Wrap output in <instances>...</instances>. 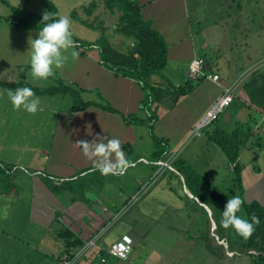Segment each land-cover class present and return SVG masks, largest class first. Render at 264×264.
Returning <instances> with one entry per match:
<instances>
[{"label": "rangeland", "instance_id": "rangeland-1", "mask_svg": "<svg viewBox=\"0 0 264 264\" xmlns=\"http://www.w3.org/2000/svg\"><path fill=\"white\" fill-rule=\"evenodd\" d=\"M6 1L11 6L21 10L25 9L40 15L47 12L41 0ZM51 1L54 3L59 15H67L70 17L72 21L71 29L73 32V40L77 46L76 50L79 52V57L76 60L69 58V61L63 67L56 69L55 74L47 80L34 81L30 76V66L28 64L27 51L30 48L28 37L31 35L33 38H36L38 29L25 30L22 28H13L11 25L7 24L3 18L12 17L13 13L9 7L0 0V80L8 83L22 82L39 88L57 85L59 81L68 83V79L70 78H79L81 81L77 84H86L85 82H89L84 81L87 77L85 75H79L83 73L87 67H93L98 61L100 36L102 35L101 26L104 27L105 38L113 44L117 50L125 52L129 48L131 42L130 38L124 36L117 30L121 14L120 10L116 8L112 11L107 9L103 0ZM93 1L97 3V7L91 13L87 14L84 7L88 6ZM205 2H208V5L205 7V12H203L205 17L198 18L199 22L192 21L194 32L193 42L200 47V49H198L199 54L207 56L209 60L218 58L219 67L216 70H219L221 67L223 70L220 72L221 78L225 76L226 71L230 81H232L233 77L236 75L242 73L240 77L242 78L247 73L254 70H258L264 74V0H230L228 3L229 7L228 9L226 8V11L224 0H199V5H205ZM73 11L76 12V18L72 16ZM227 11L232 15L231 18H226L225 12ZM210 22H214L211 28L205 29L203 34H196L197 28ZM179 24L180 23L176 24V26ZM184 34H186V32H184ZM183 38L185 37L183 36ZM188 42L189 39H184V44ZM173 53L174 52H172V58L170 57L168 64L161 70L164 77L158 79V83L165 87H168L170 83L176 87L186 82L188 70L187 62L186 60L177 61ZM231 58L237 66L236 69H233L229 73L227 70L224 71V67L225 69H227V67L223 66L222 63L225 62L226 59L231 60ZM206 71L213 72L212 66L209 65ZM103 72L105 71L103 70ZM10 76L14 77V82L8 81L7 78ZM188 79L191 78L188 77ZM119 81H122V83H119L118 86L124 88H128V86H130L129 83H132L129 78H119ZM97 83L107 96H109L114 105L101 99L99 97V95H101L100 92H98L99 90L83 92L82 99L86 101L107 102L114 108H116L115 106H119V110L123 112L124 116L130 117L131 123L124 122L122 116L118 113H111L95 106H90L80 112H73L71 110L72 98L68 94L39 96L41 100V110L35 114H29L23 110L14 109L7 100V88L0 86V163L3 168H5L7 164L16 165V170L9 174V176H0V195L2 192H6L3 187L5 184H9L10 186L8 194L3 193L0 200V230L9 229V233L7 232L5 235L0 234V260L3 257V251L8 250L11 253L9 257L10 260L12 257L14 261L17 260L19 256L18 253H20L22 257L20 264H53L54 260H50L48 253L50 254L52 252L56 255L57 250L62 248V239L64 244H66L63 229L58 219L61 215L55 213L52 218L53 224L48 229L45 227L51 214H53L50 208L54 206L60 209L62 208L61 206L65 205V201H62L64 199V196L61 194L62 192L54 195L52 201L49 200L53 192L52 189L47 187L46 181L48 184L60 185L62 183L63 188L69 187L76 189V187L81 185L78 184L79 177L77 175L66 177L78 174L81 169L84 168L89 167L88 169L91 170L93 167L94 169V160H89L84 156L82 148L78 144L79 141H91L97 135L107 138H118L121 141V149L126 159L134 160L140 154L145 155L150 158L146 160L149 165L151 164V166H146L148 171L151 172L154 170V167L160 166L164 168L166 172H173L177 180L173 182V185L175 187L178 186L181 193H184L183 184L178 174L175 173L177 171L173 167L172 162L177 157H182L183 150L188 143H186L188 138L183 139L178 136L181 132L180 126H182L184 118H186V110L189 107L187 104L188 100H184L182 104L177 106L178 109L175 108L172 113L168 114V109L172 105H169L170 101L167 100L160 103L158 105L159 112L156 114L160 120L157 119V117L156 120H152L150 116L154 104L151 108H147V106L142 108L140 106V100L138 101L139 96L141 99L145 96V90L140 84L133 83L130 91L132 96L129 102L130 109L129 107L126 109V107H120V105H118L120 103L124 104V99L127 98L122 92L118 89L115 90L114 85L111 86V90H106L105 88L108 87L109 82H106L104 76H100L97 79ZM210 83L211 85L206 84L207 86H204V89L207 90L206 98L212 92V89L216 90L215 87H213L214 85L216 86V84ZM82 84L81 86H83ZM209 86L212 88H208ZM235 105H237V98L232 100L230 106L228 105L225 107L221 115H226L228 112H231L232 107H235ZM195 107V112H200L202 109L201 105ZM162 116L164 117L161 118ZM137 119H143L144 121L142 123H137L135 122ZM221 119L222 117H220L219 121H221ZM217 121H213L209 127H212ZM154 122H156V124L153 126ZM149 124H152V129ZM196 126L188 130L189 134L192 133V135L195 136L206 131L207 126L199 130H197ZM213 128H215V126L212 127L211 130ZM171 130H173V133L171 136L169 135L168 144H162L165 149L162 156L163 159L152 161L150 152L154 150V136H164ZM211 130L206 131V133L211 132ZM226 130L231 131V128H227ZM250 149L251 148H248V153L246 152L243 155L241 163V165H246L247 170L245 171H247L248 174L250 170L248 162L250 161L252 165L257 161V155L254 154V152L259 154L260 162L264 161V145H253L252 151L254 152H250L251 154L249 153ZM112 159L114 160V156ZM152 165L155 166L152 167ZM203 167L204 165L199 168L203 169ZM216 169H218L217 174H215ZM42 172H45L47 175ZM131 172L132 168L130 167L129 173ZM205 172L207 174H210V172L213 173V178H215L213 181L218 184L217 186L221 189L223 194H225L224 203L212 207L213 216H211L215 220L218 228H220L224 206L229 197L233 196L234 188L230 182L233 174L231 172V167L220 164V160L216 157L209 163ZM21 174L28 176L19 177ZM48 174L55 177H49ZM97 174L99 176H97ZM227 174L228 177L226 178L225 176ZM113 177H115L113 174L102 175L100 172H97L96 175L93 173L86 176L84 182L87 187L89 184V187L95 186L93 182H100L101 185L105 186L107 184L109 186V184L113 183ZM16 182H18L19 188H16ZM86 191L89 193L87 194L88 197H91L90 191ZM75 194L78 195V192ZM84 197L87 198L86 196ZM84 197L83 199H85ZM187 199L192 200V197L187 196ZM188 206L191 207V210L194 209L192 205L189 204ZM104 207H106V205H104ZM121 211L112 210L113 214L117 212L120 213ZM104 212H106V210H104ZM238 214L243 215L247 219L243 209L242 213ZM162 217L171 219L174 224L182 226L185 224L184 221L186 220L175 215L173 211L170 212L168 210L162 214ZM20 219H22V221ZM196 220L200 223L202 222L199 219ZM200 223L196 224V226H199ZM114 228L119 230L120 226L117 222ZM187 228L190 233L198 232V230L195 231L192 226H188ZM49 231L51 236L55 235V237L62 238L61 241L55 237L49 238ZM213 231L215 233V230ZM34 233H41L46 237L42 243L44 249L40 250V245H38L37 248L39 250H33L31 247L36 245L35 242H33L32 245H25L22 242H13L12 240L18 239L19 237L21 239L25 235L27 236ZM235 233L237 232L235 231ZM151 237L156 239L157 235L153 233ZM151 241L154 242L153 240ZM13 244H19L22 250L12 249ZM205 245L207 249H218L213 245L210 239H205V241L197 240L192 243L191 246H188L189 250L187 251L191 250L196 253V255H202L206 250V248H204ZM23 246H27V249L23 248ZM182 246L185 247V244L179 243L178 246L177 244L174 245L173 249L171 248V250L167 252L164 260H172L173 256L177 255L179 251L182 250ZM29 249L32 250V252H28L31 253L30 255L27 253ZM136 249L141 251L140 244H137L135 240L133 241L132 239L131 251L128 258L126 260H117V264H142L140 257H138L137 260L133 259V261L129 263L130 257L132 258ZM64 250L65 249L60 251L61 253L58 257ZM138 252L139 251H136L134 254ZM154 260L151 259L152 262ZM191 260L192 258L185 256L180 259V262L181 264H189ZM89 261H91L92 264L97 263L96 259L93 258ZM54 264H56V262ZM75 264L85 263L83 260L80 262L78 260ZM152 264H154V262Z\"/></svg>", "mask_w": 264, "mask_h": 264}, {"label": "crops", "instance_id": "crops-1", "mask_svg": "<svg viewBox=\"0 0 264 264\" xmlns=\"http://www.w3.org/2000/svg\"><path fill=\"white\" fill-rule=\"evenodd\" d=\"M229 1L224 0L225 11L229 7ZM137 3L140 8L141 17L145 20L150 19L152 21V26L164 36V39L168 44L167 64L170 61V57L172 58V52H174L173 55L177 61L186 60L187 65L193 57L201 56L205 59L208 65L212 66V71L220 76L221 81L219 83H215L216 86H213L216 90L212 89V92L207 98V90L204 89V86H207L206 84L211 85L210 82H214L210 79L204 78L191 93L181 95L174 104L171 105L170 99L165 100L170 101L169 105H171L167 114L172 113L175 108L178 109L177 106L182 104L184 100H188L187 104L189 107L186 110V118H184V122L182 126H180L181 132L178 135L183 139L188 138L186 141V143H188L183 150L182 158H184L189 165L202 176L218 185L213 181L215 179L213 178V173L210 172V174H207L205 172L209 163L216 157L220 160V164L231 167V172L233 169V163L229 162L218 146L213 141L208 139L206 131L211 130L214 126L225 131H227V128H231V131L238 128L241 139V148L238 157V162L240 164L242 163L243 155L246 152L248 153V148H251L249 151L250 153L254 152L252 151L253 145H264V109H258L255 106L250 105L248 96L242 87L243 81L247 78L251 71L242 78H240L242 73L240 75H236L233 77L232 81H230V78L227 76L228 73L225 70L230 73L233 69H236L237 64H235L232 58L231 60L226 59L225 62L222 63V65L226 66L227 69L224 67L225 76L221 78L220 72L223 70L221 67L219 70H216L219 67L218 58L215 60H209L207 56L199 54L198 49H200V47L193 42L194 32L192 21L199 22L198 18L205 17L203 12H205V7L208 5V2H205V5H199V0H138ZM225 14L227 19L232 17L229 11L225 12ZM178 23L180 24L176 26ZM212 25H214V22L207 23L202 27L197 28L196 34H203L205 29L211 28ZM184 32H186L187 36ZM183 36L185 38H183ZM184 39H189V42L184 44ZM103 70L106 73L103 72ZM82 75L87 77L84 81H89L85 82L86 84L81 83L83 86H81V84H77L81 81L79 78H70L68 79V83H75L87 91L99 90L98 92L101 94L99 97L114 105L109 96H107L101 86L97 83V79L100 76H104L106 78V82H109L108 87L105 89L109 91L112 89L111 86L114 85L115 90L118 89L124 94V96L127 97L124 99V104L120 103L118 105H120V107H126V109L129 107V102L132 99L130 91L133 83H137L135 80L129 78L132 83H129L130 86H128V88L118 86L119 83H122V81H119V78L127 77L116 76L112 70L102 66L98 61L93 65V67H87L79 76ZM158 79H160L158 76H154L152 82H158ZM186 80H188L187 76ZM229 85H232L236 89L235 98H237V105L232 107V111L228 112L226 115H221L223 113L222 111L218 116L219 119L222 117L221 121L217 118L216 121H218L212 127L207 126L206 131L202 134L195 136H193L192 133L189 134L188 130L195 127L201 121L206 110L220 96L223 89ZM208 88H210V86ZM139 100L140 102L142 101L140 96L138 98V101ZM198 105H201L202 109L200 112H195V106ZM115 107L118 108H115L116 110L120 111L119 106ZM158 107L159 106H157L156 114L159 112ZM163 117L164 116L161 118ZM157 119L160 120L158 116ZM156 122H154L153 126ZM172 133L173 130L167 132V134H165L166 136L162 135L158 137L167 139L168 144V139ZM254 154L257 155V161L255 164L251 165L248 160L250 165L249 174L245 171L247 170L246 165H242L241 189H237L234 184L233 177L230 182L234 188L233 196H239L245 202L256 200L259 203L264 204V161L260 162L259 154L255 152ZM162 156L160 157L161 160L163 159ZM141 159L149 160L150 158L140 154L136 157V159L129 160L134 165L131 167L132 172L129 173V167L123 175H113L115 176L112 180L113 183L109 184V186L107 184L105 186L101 185L100 182H95L96 184L93 182L95 186L93 185L88 188L83 186L79 188L78 195L71 193L69 190L63 191L61 194L64 196L62 201H65V205L61 206L62 208L60 209L59 207L54 206L50 208L52 209L51 213L53 214H51L45 228L48 229L53 224L52 218L55 213L61 215V217L58 218L61 228L63 230L68 229L71 236H74L77 239L76 242L70 244L69 248L70 252L74 253L73 255H76L77 259L75 263L78 260L79 262L83 260L85 264H92V262L89 261L90 259H96L95 255L98 252L101 251L103 253L112 242L117 240L121 234L125 233L128 234L133 241L135 240L137 244H140L141 248V251L137 249L134 251V253L136 251L139 252L137 254L133 253L132 258L130 257L129 263L132 262L133 259L137 260L138 257H140L142 264H152L153 262L154 264H181L180 259L185 256H189L192 258L189 264H252V257L249 254L241 252L236 245L235 247H232V250L229 248V242L234 244V242L238 243L244 241L245 238L235 233V231L231 228L226 229L222 225L218 228L212 217L213 214L209 217L207 211L205 210L207 215L204 214L201 209L197 208L192 200L187 199L185 196L184 198H181L180 195H182V193L178 189V186L175 187L173 185V182L177 181L173 172H166L164 168H161L160 166L154 167V170L150 172L146 166H151V164L149 165V163L143 162ZM203 165V169L199 168ZM15 166L16 165L14 164L12 170L16 169ZM153 166L155 165H152V167ZM88 168L81 169V171ZM81 171L78 174L66 177H73L77 175L79 177L78 184H82L79 181L88 174L87 172L96 173L93 167L91 170ZM215 171V174H217L218 169ZM42 173L47 175L45 172ZM175 173L180 177L181 174L178 171ZM21 176L24 177L28 175L21 174L19 177ZM48 176L55 177L51 174H48ZM97 176L99 175L97 174ZM225 177L227 178L228 174ZM15 184L16 188H19L18 182ZM86 190L90 191V196L92 198L88 197L87 194L89 193ZM3 193L8 194V191L2 192V194ZM54 195L56 194L52 193V197H50L49 200L52 201L54 199ZM83 197L85 199H83ZM197 202L201 207H203L199 201ZM189 204L194 207L193 210H191V207L188 206ZM104 205H106V207H104ZM104 210H106V212H104ZM112 210L122 211L120 213H114V215ZM167 210L170 212L173 211L175 215L186 219L184 221L185 224L183 226L174 224L171 219L163 218L162 214ZM211 213H213L212 210ZM196 219H199L202 222L200 223ZM211 219L214 221L213 225L211 224ZM20 220L22 221V219ZM116 222L120 226L119 230L114 228ZM198 223H200L199 226H196ZM188 226H192L194 230H198V232H188ZM213 230H215V233ZM0 231V234L2 235H5L7 232L9 233V229H1ZM153 233L157 235L156 239L151 237ZM48 234H50V231ZM13 236L16 237L15 235ZM48 237L54 238L55 235L51 236L50 234ZM55 238H58L60 241L62 239L59 237ZM19 239L20 237L12 240L13 242H22L25 245H32V243L35 242L36 245L31 248L35 250L38 249L37 247L40 245V250H42L44 249L42 247V243L46 237L41 233H34L27 236L25 235L23 238ZM205 239H210L213 245L218 249H207V246L205 245L204 248H206V250L202 255H196V253L191 250L187 251L189 250V245L191 246V244L197 240L205 241ZM61 243L62 248L57 250L56 255L52 252L50 254L48 253L50 260H54L53 264L55 262L58 264L56 258L61 253L60 251L65 249L66 244H64L63 239ZM179 243L185 244V247L182 246V250L179 251L177 255H174L172 260H164L167 252L170 251L171 248L173 249L174 245L177 244L178 246ZM23 248L27 249V246H23ZM12 249L22 250L21 247H19V244H13ZM28 252H32V250L29 249L27 253ZM2 254L3 257L0 260V264L21 263L22 257L20 253H18V259L15 261L13 257L11 260L9 259L11 253L8 250H4ZM28 254L30 255L31 253ZM151 259L156 260L152 262ZM117 260L121 259L108 257L106 263L104 264H117ZM96 264L100 263L97 261Z\"/></svg>", "mask_w": 264, "mask_h": 264}, {"label": "trees", "instance_id": "trees-1", "mask_svg": "<svg viewBox=\"0 0 264 264\" xmlns=\"http://www.w3.org/2000/svg\"><path fill=\"white\" fill-rule=\"evenodd\" d=\"M1 1L8 6L13 13L12 17L3 18L7 24L11 25L13 28H22L25 30L38 29V25L42 21L43 15L27 11L25 9H18L11 6L6 0ZM41 1L47 12L58 14L56 7L51 0ZM137 1L138 0H103L107 9L112 11L116 8L121 11L117 30L124 36L130 38L131 44L125 52L117 50L113 44L105 38L104 27L101 26L102 35L100 36L98 62L107 69L112 70L116 76L131 78L140 84V86L145 90V96L141 101V107L144 108L147 106V108H151L154 104V108L151 110L152 114L150 119L156 120L158 104L166 99H170L171 104H174L181 95L191 93L195 86L199 85L204 78L200 77L196 80L188 79L183 85L176 87L171 83L168 87H165L158 82L152 83V78L154 76H158L159 78L164 77L161 70L167 64L168 44L165 41L164 36L152 26V21L150 19L145 20L141 17ZM96 7L97 3L93 1L88 6L84 7V10L87 14H89ZM72 13V16L76 18V12L73 11ZM0 86L7 89L25 86L31 87L38 96L68 94L72 98L71 110L73 112L83 111L90 106H95L111 113L120 114L126 123L132 122L130 121L129 116H124L122 112L116 110L107 102L83 100L82 94L87 90L79 87L75 83H63L62 81H59L57 85L39 88L22 82L8 83L0 80ZM242 87L248 96L250 105L255 106L258 109H264V74L258 70L252 71L243 81ZM143 121V119L135 120L137 123H142ZM149 126L151 129L153 128L152 124H149ZM206 134L208 139L213 141L223 152L229 162L233 163L232 172L234 184L237 189L240 190L242 187V165L238 162L241 148L239 129L235 128L232 131L227 132L221 128L215 127L211 130V132H207ZM153 139L154 150L151 152V158L152 161H157L165 152L162 144H167V139L156 136H154ZM172 164L175 170L183 176L184 184L193 195L192 202L197 206V208L201 209L204 214H206L205 209L201 207L197 201L207 205L211 210L215 205L224 203V194L221 189L194 170L184 158L177 157L173 160ZM12 168L13 165L9 164L3 168L0 163V176H9L11 172L16 170H12ZM88 170L89 169L83 171ZM97 172L99 171L97 170L96 173ZM87 173L88 174L86 176L93 173L94 175L96 174L95 172ZM86 176L79 181L82 184L79 187H76V189L69 187L63 188L62 183L60 185H56L52 183L48 184L46 181V184L48 188L52 189L54 194H59L65 190H70L71 193H77L79 188L86 186L84 182ZM9 187V184L4 185L6 191H9ZM184 196L187 197L184 193L180 195L181 198H184ZM242 207L247 219L250 222L251 218L255 216L258 218L259 223L254 224V231L249 238L242 242H234V244L229 242V248L232 250V247H235L236 245L241 252L249 254L252 257V264H264V204H261L256 200H252L250 202L244 201ZM63 235L65 236L66 242L64 252L73 256V253L70 252L69 248L70 244L76 242L77 239L76 237L71 236L68 229L63 230ZM251 250L257 251V254H250Z\"/></svg>", "mask_w": 264, "mask_h": 264}, {"label": "clouds", "instance_id": "clouds-1", "mask_svg": "<svg viewBox=\"0 0 264 264\" xmlns=\"http://www.w3.org/2000/svg\"><path fill=\"white\" fill-rule=\"evenodd\" d=\"M71 25L72 21L67 15H58L53 12L43 14L36 38L31 35L28 37L30 46L27 51L28 64L30 76L34 81L47 80L55 74L56 69L63 67L69 58L76 60L79 57ZM7 79L14 82V77L10 76ZM6 96L16 110H23L29 114H35L41 110L40 97L31 87L9 88ZM78 144L84 156L94 160V170H98L102 175H123L129 167L134 166L125 158L118 138L97 135L91 141L82 140ZM243 204L244 201L239 196L229 197L222 211L220 223L224 228H232L238 235L247 239L252 235L254 224L259 223V220L253 216L250 222L243 215L238 214L242 213Z\"/></svg>", "mask_w": 264, "mask_h": 264}, {"label": "built area", "instance_id": "built-area-1", "mask_svg": "<svg viewBox=\"0 0 264 264\" xmlns=\"http://www.w3.org/2000/svg\"><path fill=\"white\" fill-rule=\"evenodd\" d=\"M206 68H209V65L206 63L205 59L201 56H195L188 64L187 76L194 80L203 77L210 79L214 83H219L220 76L214 72H207ZM235 96L236 89L232 85L226 86L220 96L205 112L204 117L196 126L197 130L204 126L211 125V123L218 118L219 114L224 110V108L232 102ZM141 161L147 162L144 159H141ZM131 245V237L124 233L117 240L112 242L103 253L100 251L95 255V257L100 264L106 263L108 257L126 260L131 251ZM250 253L256 255L257 251L251 250ZM76 259V255L71 256L67 252H62V254L58 257V264H74Z\"/></svg>", "mask_w": 264, "mask_h": 264}, {"label": "water", "instance_id": "water-1", "mask_svg": "<svg viewBox=\"0 0 264 264\" xmlns=\"http://www.w3.org/2000/svg\"><path fill=\"white\" fill-rule=\"evenodd\" d=\"M180 179H181V182H182V184H183V191H184V193L187 195V196H190V197H193V195L191 194V192L189 191V189L186 187V185L184 184V179H183V177L180 175ZM204 208H205V210L207 211V213H208V215H209V217L212 215V213H211V210H210V208L207 206V205H205V204H203V203H200ZM210 210V211H209ZM211 221V224L213 225L214 224V221H213V219H211L210 220ZM214 227V226H213Z\"/></svg>", "mask_w": 264, "mask_h": 264}]
</instances>
